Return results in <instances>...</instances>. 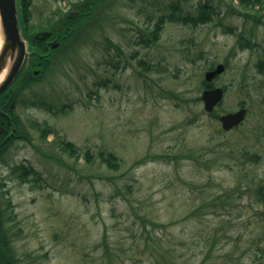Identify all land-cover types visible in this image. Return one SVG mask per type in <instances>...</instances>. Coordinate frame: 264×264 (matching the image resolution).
<instances>
[{
	"label": "rangeland",
	"instance_id": "rangeland-1",
	"mask_svg": "<svg viewBox=\"0 0 264 264\" xmlns=\"http://www.w3.org/2000/svg\"><path fill=\"white\" fill-rule=\"evenodd\" d=\"M76 1L32 0L33 31L59 29ZM169 1L99 5L23 86L0 190L26 264H264V8L179 0L209 2L212 20L167 21L145 43ZM218 63L214 113L248 109L231 130L193 99Z\"/></svg>",
	"mask_w": 264,
	"mask_h": 264
},
{
	"label": "trees",
	"instance_id": "trees-1",
	"mask_svg": "<svg viewBox=\"0 0 264 264\" xmlns=\"http://www.w3.org/2000/svg\"><path fill=\"white\" fill-rule=\"evenodd\" d=\"M32 0H20L21 2V9H20V16L21 21L23 23L24 27V33L26 37L31 41V48L35 50L34 55V61L40 60V57L38 56V53H43L46 51L47 47L44 42L38 41L34 38L35 31H33L34 24H30V19L32 15V10L30 8V3ZM108 0H77L74 3V9L78 12L77 15L71 16V12L66 13L64 16L63 21L61 22V27L59 29L51 28L54 30V34L58 36V40L61 42L60 45L56 48H61L62 45L69 44L78 33L81 32V30L84 28V26L89 22L91 18L94 16V12L96 8L106 3ZM169 1V0H167ZM239 4L242 6L249 8V7H255L259 6V8H264V0H238ZM161 4H164V7H161L160 13L157 16V21L155 22L154 27L150 30L149 37L145 38V43L154 42L155 40L159 39L161 35V31L164 27V25L167 23V21H174V22H180V23H190L192 25H199L204 24L213 18V12H214V6L210 4L209 2H202L200 1L198 4V9L196 12H192L191 10L185 8L179 0H171L169 2H161ZM145 34H143L144 36ZM241 35V34H240ZM108 42L112 45H114L119 52H122L121 45L111 41L108 39ZM53 49L49 55L43 58L42 64H44L43 68H46L48 66V63L50 61V56L53 54V51L56 50ZM37 52V53H36ZM263 64V63H262ZM213 68V67H212ZM204 86L207 87V82H204ZM193 99H201V95L197 96ZM215 117H219V114H216L214 112H211ZM38 124V123H37ZM54 132L55 129L47 125L43 129V135L45 136L48 132ZM63 146L65 149L70 150L71 152H74L72 148V143L65 141L63 142ZM103 161L107 162L108 165H114V161L116 157L114 154H110L108 156H104V154H100ZM16 168H18L16 166ZM19 169H22L21 177L22 179H28L29 173H37V170L34 166L29 165H19ZM261 191L263 188L260 189ZM233 204V201H229L227 204L226 199L222 200V206L223 208L227 209V207H230V205ZM13 207L12 202H9L6 205V209ZM7 219H2V227L0 228V246L1 247H7L10 246V236L7 235V230L4 229V225L6 223ZM155 225H162L157 222H153Z\"/></svg>",
	"mask_w": 264,
	"mask_h": 264
},
{
	"label": "water",
	"instance_id": "water-1",
	"mask_svg": "<svg viewBox=\"0 0 264 264\" xmlns=\"http://www.w3.org/2000/svg\"><path fill=\"white\" fill-rule=\"evenodd\" d=\"M75 15V12L71 14ZM52 31H40L35 35L36 39L44 40L52 35ZM0 93L3 92L17 76L20 68L28 55L26 70L30 65V50L27 40L23 37V32L19 23L18 0H0ZM59 43H54L53 47ZM225 70V64L219 63L217 66L206 72V79L212 80L217 74ZM38 71L35 73L37 74ZM224 89L222 87L208 88L202 93L205 108L212 111L222 100ZM247 113V108H240L235 112H228L221 116L222 125L225 129L241 123ZM1 227V222H0Z\"/></svg>",
	"mask_w": 264,
	"mask_h": 264
},
{
	"label": "flooded vegetation",
	"instance_id": "flooded-vegetation-1",
	"mask_svg": "<svg viewBox=\"0 0 264 264\" xmlns=\"http://www.w3.org/2000/svg\"><path fill=\"white\" fill-rule=\"evenodd\" d=\"M57 36H52L46 40H44L45 45L47 47L44 53H38V56L43 58L53 49V44L58 41ZM34 55L31 56L30 66L28 67V72L31 74H35L39 71L42 66L43 59L39 61H34ZM33 61V63H32ZM25 66V63H24ZM14 79V81L2 92L0 93V186L5 187L4 183H1L3 178L4 167H7L8 157L6 149L18 136L20 135L17 131L19 124V117L17 114V109L22 102H24L23 98V90H19L16 87L18 80L21 77L22 70ZM29 81L32 79L29 76ZM33 80V79H32ZM5 192H1L0 190V222L2 223V219H7L6 215L9 214V210L6 209V205H2L1 202L5 201ZM11 217V216H10ZM7 235L9 236L8 232ZM0 264H26L25 259L17 256L15 250L12 246L1 247L0 246Z\"/></svg>",
	"mask_w": 264,
	"mask_h": 264
},
{
	"label": "bare ground",
	"instance_id": "bare-ground-1",
	"mask_svg": "<svg viewBox=\"0 0 264 264\" xmlns=\"http://www.w3.org/2000/svg\"><path fill=\"white\" fill-rule=\"evenodd\" d=\"M0 44H1V38H0Z\"/></svg>",
	"mask_w": 264,
	"mask_h": 264
}]
</instances>
